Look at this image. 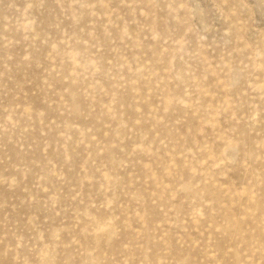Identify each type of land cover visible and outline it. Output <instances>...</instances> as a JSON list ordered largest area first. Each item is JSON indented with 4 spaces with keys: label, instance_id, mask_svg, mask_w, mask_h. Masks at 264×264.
<instances>
[{
    "label": "rangeland",
    "instance_id": "rangeland-1",
    "mask_svg": "<svg viewBox=\"0 0 264 264\" xmlns=\"http://www.w3.org/2000/svg\"><path fill=\"white\" fill-rule=\"evenodd\" d=\"M0 264H264V0H0Z\"/></svg>",
    "mask_w": 264,
    "mask_h": 264
}]
</instances>
